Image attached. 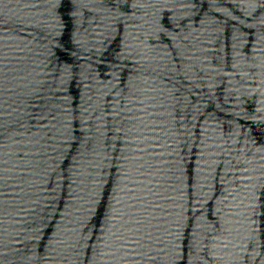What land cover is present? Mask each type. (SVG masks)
<instances>
[{"label": "water", "instance_id": "95a60500", "mask_svg": "<svg viewBox=\"0 0 264 264\" xmlns=\"http://www.w3.org/2000/svg\"><path fill=\"white\" fill-rule=\"evenodd\" d=\"M264 0H0V264H264Z\"/></svg>", "mask_w": 264, "mask_h": 264}, {"label": "snow or ice", "instance_id": "6c2138e0", "mask_svg": "<svg viewBox=\"0 0 264 264\" xmlns=\"http://www.w3.org/2000/svg\"><path fill=\"white\" fill-rule=\"evenodd\" d=\"M259 198L264 200V189L261 190V194H260ZM262 206H264V205H262Z\"/></svg>", "mask_w": 264, "mask_h": 264}]
</instances>
